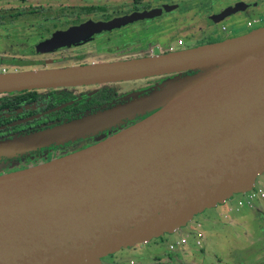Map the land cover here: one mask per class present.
<instances>
[{
	"label": "water",
	"instance_id": "water-1",
	"mask_svg": "<svg viewBox=\"0 0 264 264\" xmlns=\"http://www.w3.org/2000/svg\"><path fill=\"white\" fill-rule=\"evenodd\" d=\"M151 15L86 21L34 49L85 42ZM171 75L117 109L0 141V157H13L156 110L94 146L0 175V264H101L252 189L264 174V28L132 60L0 73V93Z\"/></svg>",
	"mask_w": 264,
	"mask_h": 264
},
{
	"label": "flooded vegetation",
	"instance_id": "flooded-vegetation-1",
	"mask_svg": "<svg viewBox=\"0 0 264 264\" xmlns=\"http://www.w3.org/2000/svg\"><path fill=\"white\" fill-rule=\"evenodd\" d=\"M26 1L18 0V7L27 9L29 6ZM96 1L98 0H92L91 4L65 6L68 14L76 17L70 26L86 21L108 23L131 15H153L93 35L85 42L80 41L50 51H36L35 45L49 39L55 31L68 28L58 29L53 25L52 31L44 30L49 35L39 36L31 50L45 55L64 52L69 54L68 60L37 59L32 51L27 50L23 57L19 56L20 60H10L7 65H0V73L132 60L248 36L264 28V0H123L118 4L125 5L121 12L93 18V15L105 12V8L97 5ZM113 1L109 0V3ZM81 8H89L90 11L81 14L77 11ZM4 9L0 13V25L13 23L22 16H37L40 8L32 7L29 11L14 12ZM172 36H184L181 48H173L170 44ZM161 37L168 41L161 42ZM2 62L0 59V64ZM172 76L153 77L132 83L112 82L0 93V141L27 136L73 121L88 120L96 114L117 109L154 92L152 89L161 84L160 79ZM155 111L122 119L111 127L84 132L80 138L59 145L52 144L23 155L0 157V175L35 167L94 146L103 140L101 138L110 137Z\"/></svg>",
	"mask_w": 264,
	"mask_h": 264
},
{
	"label": "rangeland",
	"instance_id": "rangeland-1",
	"mask_svg": "<svg viewBox=\"0 0 264 264\" xmlns=\"http://www.w3.org/2000/svg\"><path fill=\"white\" fill-rule=\"evenodd\" d=\"M17 1L0 0V13L4 8H6L4 10L14 12V10L29 11L32 7H39V14L37 16H22L13 23L0 25V59L1 62L3 61L0 65H7L6 63L10 60H20L19 56L23 57L27 50L31 52V48L38 41V37L49 35L44 30L52 31L53 25L58 29L69 27L76 20V17L69 15L64 9L65 6L91 4L92 2V0H27L26 4L29 7L22 9L18 7ZM122 1L114 0L113 3H109V0L96 1L97 5L105 8V12L93 15V18L121 12L125 5L118 4ZM40 14L42 16H39ZM182 37L184 36H172L170 38L172 41L170 44L173 48H181L177 43H182ZM166 41H168L166 38L161 37V42ZM200 46L204 45L192 48ZM31 53L37 59L60 58L61 60H68L69 58V54L64 52L45 55L38 54L33 50ZM103 57L106 58V55ZM145 79L149 78L125 82L132 83ZM164 85L162 84L161 87ZM152 90H157V87ZM178 94L173 93L167 100H173ZM151 111H155V109H150L148 112ZM106 139L108 137H103L100 140ZM263 184L264 174L255 178L252 189ZM245 196V193L232 195L222 204L197 214L185 227L176 230L174 233L165 234L143 245L122 249L113 255L104 257L101 261L105 264H264V199L253 201L250 209L246 206L237 208L236 202L243 200ZM233 215H236V221H233ZM186 232L188 233L186 234ZM197 234L200 237H197ZM184 237L187 241L183 247L174 251L168 250L169 245H175ZM196 240L199 241V246H195ZM102 262L101 264H104Z\"/></svg>",
	"mask_w": 264,
	"mask_h": 264
},
{
	"label": "built area",
	"instance_id": "built-area-1",
	"mask_svg": "<svg viewBox=\"0 0 264 264\" xmlns=\"http://www.w3.org/2000/svg\"><path fill=\"white\" fill-rule=\"evenodd\" d=\"M177 45H181V43L178 42ZM245 194H246V196L243 200H239L236 202L237 208L242 207V206H246L247 208L250 209V208H252L253 201L264 199V184L259 185V187H257L256 189H251L250 191L246 192ZM196 236L200 237L198 234ZM185 241H186V238L184 237L183 239H180L178 242H176L175 245H169L168 250L174 251L175 249L183 247L185 245ZM195 246H199L198 240L195 241Z\"/></svg>",
	"mask_w": 264,
	"mask_h": 264
},
{
	"label": "trees",
	"instance_id": "trees-1",
	"mask_svg": "<svg viewBox=\"0 0 264 264\" xmlns=\"http://www.w3.org/2000/svg\"><path fill=\"white\" fill-rule=\"evenodd\" d=\"M81 14H86L89 13L90 9L89 8H81L77 10Z\"/></svg>",
	"mask_w": 264,
	"mask_h": 264
},
{
	"label": "crops",
	"instance_id": "crops-1",
	"mask_svg": "<svg viewBox=\"0 0 264 264\" xmlns=\"http://www.w3.org/2000/svg\"><path fill=\"white\" fill-rule=\"evenodd\" d=\"M234 217H233V221H236L237 219V217H236V215H233ZM236 217V218H235ZM236 219V220H235ZM188 232H186V234H187ZM187 241V240H186Z\"/></svg>",
	"mask_w": 264,
	"mask_h": 264
}]
</instances>
